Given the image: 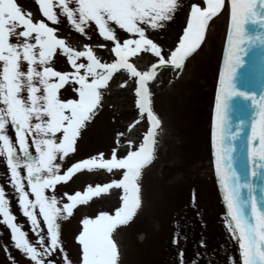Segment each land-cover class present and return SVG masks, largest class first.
Listing matches in <instances>:
<instances>
[{"label":"snow or ice","instance_id":"6c2138e0","mask_svg":"<svg viewBox=\"0 0 264 264\" xmlns=\"http://www.w3.org/2000/svg\"><path fill=\"white\" fill-rule=\"evenodd\" d=\"M36 2L47 21L58 24L62 16L71 28L89 39V30L94 28L107 42L102 47L111 59L102 61L89 44L78 48L69 43L43 19L34 21L32 13L17 0H0V156L6 158L8 184L35 242L16 222L3 186L0 217L10 229L15 248L33 264H119L113 230L132 221L142 205L139 179L142 169L153 160L157 128L162 123L153 109L149 82L155 84L158 69L182 68L185 58L201 46L209 21L221 12L225 0H202L204 7L193 2L187 25L170 52L154 42L146 29L155 31L171 21L179 7L178 0ZM230 21L223 66L218 72L210 144L226 205L224 223L238 240L241 264H264V185H260L261 196L257 197V184L252 179L261 175L258 169H264V93L258 101L253 93L237 87L235 79L237 69L246 64L245 45L256 40L264 46V33L251 36L245 29L246 22L264 27V0H230ZM12 38L16 42H11ZM141 53L151 54L154 62L149 61L150 67L141 69L131 61L130 58L139 59ZM52 64H66L71 70H56ZM121 71L134 81L135 104L146 118L142 140L135 144L128 141L126 149L112 148L108 158L98 153L67 166L77 153L81 129L100 111L103 90L113 74ZM233 96L251 99L258 107L247 137V179L234 166V141L241 135L244 121L233 130L228 114ZM9 127L15 133V142L7 134ZM93 169H106L117 178L89 184L83 191L73 193L58 189L75 174ZM110 189L122 190L119 206L111 213L99 211L94 218L82 219V230L75 237L79 259L74 262L61 240L59 221L70 217L77 205L109 193ZM230 264H235L231 258Z\"/></svg>","mask_w":264,"mask_h":264},{"label":"rangeland","instance_id":"374dc122","mask_svg":"<svg viewBox=\"0 0 264 264\" xmlns=\"http://www.w3.org/2000/svg\"><path fill=\"white\" fill-rule=\"evenodd\" d=\"M178 2L173 19L164 27L155 31L146 29L149 37L168 52L178 44L191 4L197 2L205 6L202 0ZM17 3L32 13L34 21L43 19L74 46L80 48L89 44L103 53L104 61L111 59L106 48L102 47L107 42L94 28L89 30V39L71 28L62 16L58 24L47 21L36 0H17ZM227 21L228 11L225 8L211 22L200 51L187 60L183 69H162L152 85L154 107L162 117L156 156L141 179L143 205L138 216L116 234L122 251L119 264H193L194 261L196 264H230V258L239 264L236 238L224 223L226 214L209 160L212 104ZM11 42H16L15 38ZM139 55L141 67L147 68L152 61L151 54ZM51 66L60 71L71 70L66 64ZM110 83L102 108L84 130L77 153L68 160L67 166L98 153H104L108 158L112 148L119 146L118 150L126 149L128 141L135 144L142 140L147 122L135 104L134 81L127 74L118 72L113 74ZM10 130L11 127L8 132ZM21 174H25L23 169ZM78 174L68 183L58 185V189L73 193L83 191L89 184H103L117 178L106 169ZM9 178L6 158L0 156V186L5 188L16 222L28 232L30 241L35 242L36 237L18 206L14 190L8 184ZM46 192L51 194V190ZM119 196L118 189H110L102 198L79 205L70 217L59 221L61 240L74 262L79 259L80 247L75 237L82 230V219L94 218L99 211L111 213L119 206ZM64 202H67L66 199ZM40 219L41 227L46 231ZM174 240L177 242L173 243ZM13 258L15 264H33L30 258L15 248L10 229L0 217V264H13Z\"/></svg>","mask_w":264,"mask_h":264},{"label":"water","instance_id":"95a60500","mask_svg":"<svg viewBox=\"0 0 264 264\" xmlns=\"http://www.w3.org/2000/svg\"><path fill=\"white\" fill-rule=\"evenodd\" d=\"M203 7V6H201ZM191 8V7H190ZM247 25H249V32L248 34H250L251 36H256L258 33H263L259 30H264V27H262L260 24L258 23H247L245 24V29L247 27ZM259 43V41L253 40L250 45L253 46L254 50L256 51V53L258 55H260V57H258L256 60H258L257 62H260L259 65L253 67V69H255V71H252L250 73L249 76H247V79H252L255 82V86H256V90L260 91L261 89H264V52L262 53V51H264V46H261L260 43L259 45H257ZM177 45V44H176ZM246 58H248L246 56ZM241 71H238L236 74V84L237 87L242 88L240 85V82H238V80L240 78H242L243 76L240 75ZM245 78V77H243ZM230 99H234L236 102H240L241 99H235V96L231 97ZM230 117H232V114L229 115ZM242 171H245V169H243Z\"/></svg>","mask_w":264,"mask_h":264},{"label":"bare ground","instance_id":"6f19581e","mask_svg":"<svg viewBox=\"0 0 264 264\" xmlns=\"http://www.w3.org/2000/svg\"><path fill=\"white\" fill-rule=\"evenodd\" d=\"M205 41H206V40H205ZM203 45H204V44H203ZM203 45H202V46H203ZM200 49H201V48H200ZM199 51H200V50H199Z\"/></svg>","mask_w":264,"mask_h":264}]
</instances>
